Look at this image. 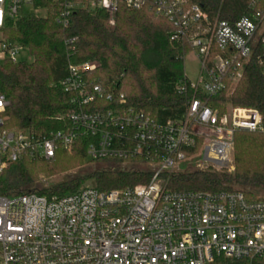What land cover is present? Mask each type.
Here are the masks:
<instances>
[{
    "label": "built area",
    "instance_id": "1",
    "mask_svg": "<svg viewBox=\"0 0 264 264\" xmlns=\"http://www.w3.org/2000/svg\"><path fill=\"white\" fill-rule=\"evenodd\" d=\"M43 1L0 0V64L25 62L18 58L27 49L7 42L2 31L10 19L45 15L46 8L36 6ZM52 1L61 6L56 21L63 27L82 9H101L113 23L120 7L141 11L150 4L173 25L171 41L196 54L200 70L196 81L185 74L176 87L180 95H187V88L192 95L185 117L175 122L127 107L123 94L92 79L98 64L90 61L69 63L62 83L78 106L67 117L69 129L47 136L8 131L10 102L0 94V175L23 157L50 161L59 149L71 154L79 138L89 139L90 162L137 163L152 173L148 185L133 189L0 196V264H213L218 257L264 258V197L171 191L162 180L180 172L200 141L197 168L220 170L229 165L236 133L264 134L258 110L231 106L221 114L209 104L235 90L256 52L264 71V7L231 23L185 0ZM76 42L68 41L72 51Z\"/></svg>",
    "mask_w": 264,
    "mask_h": 264
},
{
    "label": "trees",
    "instance_id": "2",
    "mask_svg": "<svg viewBox=\"0 0 264 264\" xmlns=\"http://www.w3.org/2000/svg\"><path fill=\"white\" fill-rule=\"evenodd\" d=\"M152 2L153 0H146ZM201 6L210 16L234 23L264 7V0H185ZM46 8L43 16L22 15L8 20L3 38L26 48L33 61L0 64V94L10 102L6 111V129L13 132L29 131L47 136L69 129L68 115L78 110L74 96L64 91L63 81L68 76L69 63L96 62L98 69L91 74L103 86L116 89L127 100V107L142 111L160 122L180 121L185 117L191 90L180 95L176 87L184 79L182 57L190 50L171 41L173 25L163 16H156L150 4L141 11L120 7L112 23L101 9L79 10L71 17L68 27L57 23L60 5L52 0L37 2ZM77 39L75 50L68 41ZM256 52L247 64L235 90L225 91L211 98L210 107L224 113L228 104L233 107L253 108L264 120V71ZM106 108L110 104H104ZM236 151L240 146L253 144L261 153V168L257 169L236 155L235 172L195 170L170 175L167 189L186 192L244 193L250 199L264 196V134L238 132ZM89 139L75 141L69 154L59 149L50 160L23 157L9 165L0 175V196L14 197L36 193L46 196H65L78 192L86 180H93L99 191L133 189L148 185L149 170L119 169L117 165L99 167L84 176L66 177L48 189L38 190L36 166H44L51 175L77 168L87 159ZM196 149L191 153L197 151ZM115 161H98L97 163ZM49 174V175H50ZM213 264H264V258L237 262L218 257Z\"/></svg>",
    "mask_w": 264,
    "mask_h": 264
},
{
    "label": "rangeland",
    "instance_id": "3",
    "mask_svg": "<svg viewBox=\"0 0 264 264\" xmlns=\"http://www.w3.org/2000/svg\"><path fill=\"white\" fill-rule=\"evenodd\" d=\"M30 9L27 8V11H29ZM43 15V14H39ZM19 60L21 61H25V62H32L33 61V57L31 56L30 52L28 50H24L21 52L19 58ZM199 70H200V62L197 59V56L194 52H189L185 58H184V71L185 74L188 76V78L191 81H196L198 78V74H199ZM233 107V106H232ZM231 108V105L228 104L225 108V111H228V109ZM235 142V141H234ZM235 144V143H234ZM200 145L202 146V142L200 141ZM196 151V153H194V156L190 159L187 160L185 163H182L180 165V172L185 171L188 167L191 169V171H195V170H199L197 168V165L200 163V157H199V153H200V148ZM196 155V156H195ZM236 155L238 157L241 158V160H244L245 164H249L254 168L260 169L261 168V157H262V153L258 148H255L253 146V144H244L243 146H240L239 150L236 151L235 146L233 145L232 147V153L230 156V161H229V165L224 168V169H214V168H210L214 171H227L229 173H234L235 172V168H236V164H235V157ZM117 164H112L111 162L106 163V162H102V163H97V162H90L89 160H85L83 162V164L77 168H71L68 169L67 171L58 174V175H51L50 172H45L47 169L49 168H45L44 166H36L35 167V173H37L38 175V181H37V185L39 186L38 190H43V189H48L51 186L61 182L62 180H64L66 177H74L77 175L80 176H84L86 174H89L92 171L97 170L99 167H112ZM118 166V165H117ZM141 166V167H140ZM119 169L122 170H126V169H131V170H150V168L148 166L145 165H139L137 163H133V164H128L126 166H118ZM203 170H208V169H203ZM48 171V170H47ZM50 174V175H49ZM170 175L169 174H164L162 176V180H165V185L166 187L168 186V179H169ZM164 182V181H163ZM139 186H145V185H139ZM87 187H95V183L93 180H86L83 184V186L81 187V189L87 188ZM80 189V190H81ZM264 197V196H262Z\"/></svg>",
    "mask_w": 264,
    "mask_h": 264
}]
</instances>
